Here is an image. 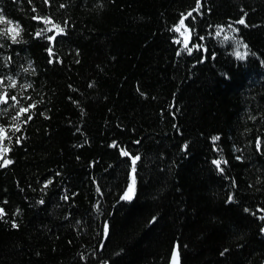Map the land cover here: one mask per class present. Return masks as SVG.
Returning a JSON list of instances; mask_svg holds the SVG:
<instances>
[{
  "label": "trees",
  "instance_id": "16d2710c",
  "mask_svg": "<svg viewBox=\"0 0 264 264\" xmlns=\"http://www.w3.org/2000/svg\"><path fill=\"white\" fill-rule=\"evenodd\" d=\"M0 209V264H264V0H0Z\"/></svg>",
  "mask_w": 264,
  "mask_h": 264
},
{
  "label": "snow or ice",
  "instance_id": "6c2138e0",
  "mask_svg": "<svg viewBox=\"0 0 264 264\" xmlns=\"http://www.w3.org/2000/svg\"><path fill=\"white\" fill-rule=\"evenodd\" d=\"M189 15H191V14L189 13ZM239 23H241V24L244 23L243 19L240 20ZM61 31H62V30H61ZM245 47H246V46H245ZM189 51H191V50L189 49ZM236 56H237L239 59H243V58H244V56H243L239 51L236 52ZM24 111H26V109H25ZM5 151H7V149H5ZM124 155H127V153H124ZM136 159H138V158H136ZM9 163H11L10 160H5V161H4V164H9ZM214 163H216L217 166L219 167V164H220L219 161H215ZM133 164H135V159L133 160ZM130 192H131V188H130ZM123 198H124V199H131V195H130L129 193H125V196H124ZM0 212H2V209H0ZM13 226L15 227V225H13Z\"/></svg>",
  "mask_w": 264,
  "mask_h": 264
},
{
  "label": "water",
  "instance_id": "95a60500",
  "mask_svg": "<svg viewBox=\"0 0 264 264\" xmlns=\"http://www.w3.org/2000/svg\"><path fill=\"white\" fill-rule=\"evenodd\" d=\"M169 264H180L179 254L177 248H175L171 254Z\"/></svg>",
  "mask_w": 264,
  "mask_h": 264
},
{
  "label": "rangeland",
  "instance_id": "374dc122",
  "mask_svg": "<svg viewBox=\"0 0 264 264\" xmlns=\"http://www.w3.org/2000/svg\"><path fill=\"white\" fill-rule=\"evenodd\" d=\"M130 188H131V192H130ZM126 193H129L130 195H132V193H133V187H132V185L128 188V190L126 191Z\"/></svg>",
  "mask_w": 264,
  "mask_h": 264
}]
</instances>
